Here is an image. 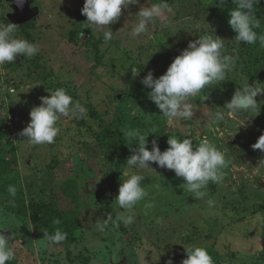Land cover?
<instances>
[{
	"label": "rangeland",
	"instance_id": "obj_1",
	"mask_svg": "<svg viewBox=\"0 0 264 264\" xmlns=\"http://www.w3.org/2000/svg\"><path fill=\"white\" fill-rule=\"evenodd\" d=\"M83 3L34 0L39 15L17 35L37 43L40 52L0 65V227L8 228L0 232L12 237L15 250L6 264H82L71 263L67 250L87 257V264H167L169 259L180 264L187 255L184 246L193 245L205 247L214 264H264V164L259 165L264 152L252 148L264 133V94L256 97V110L226 116L224 122L210 123L206 115L209 108L223 107L244 83L264 87V76L253 75L264 68V48L259 40L237 44L227 23L229 10L236 7L233 0H168L166 24L157 19L136 37L131 35L135 13L159 0L122 9L116 22L99 31L81 14ZM10 11L9 3L0 0V22H9ZM254 15L259 21L255 31L264 34V0L254 4ZM110 28L113 38L105 44L103 32ZM205 34L223 38V53L235 49L237 63L224 82L207 85L191 98L197 110L192 119L170 126L140 81L149 70L154 78L164 74L189 41ZM131 67L140 72L136 78ZM58 87L87 112L81 119L61 117L54 143L29 145L19 135L29 112L41 96L50 95L46 90ZM153 127L157 132L147 137L149 150L153 139L165 150L168 136L216 144L227 162L223 182H209L204 199L197 200L183 190V178L152 163L156 172L141 173L148 195L127 213L135 215V223L110 224L98 232L96 220L108 215L115 220L124 211L113 201L130 147L138 145L122 132L136 129L147 135ZM109 175L118 179L112 194ZM8 185L17 189L14 198ZM209 199L215 202L211 207ZM43 207L76 225L73 242L51 245L44 234H36L30 217Z\"/></svg>",
	"mask_w": 264,
	"mask_h": 264
},
{
	"label": "clouds",
	"instance_id": "obj_2",
	"mask_svg": "<svg viewBox=\"0 0 264 264\" xmlns=\"http://www.w3.org/2000/svg\"><path fill=\"white\" fill-rule=\"evenodd\" d=\"M18 7H23L25 0H15ZM62 2V0H61ZM258 0H233L236 7L229 10L227 21L234 31V40L237 44H255L259 40L260 47L264 48V34L258 35L255 31L259 27V21L254 15V4ZM148 3V0H147ZM223 4L224 0H220ZM140 4V0H84L81 14L86 16L89 27H95L98 31L104 26H110L122 15V9H128L130 5ZM141 5L139 11L135 13L136 23L131 35L139 36L146 31L157 19L166 24L167 17L165 11H171L166 0H159V3ZM131 15V14H130ZM18 27L11 22H0V65L13 63L16 57L32 58L40 52L37 43L29 42L23 36L17 35ZM111 28L103 32L105 44L113 38ZM84 33H81V37ZM225 40L215 34L200 35L198 39L189 41L187 47L180 51L166 72L158 78H154L153 71L149 70L141 79L140 83L147 89L149 101L155 104L160 114L166 118L170 126H179L180 121L190 120L197 110L189 103L192 97L199 94L207 85L220 84L224 82L227 73L231 72L238 60L235 49L228 54L223 53ZM133 78L140 72L131 67ZM258 83H244L238 87L232 98L226 101L223 107L215 110L209 108L206 115L210 118V123L224 122L226 116H233L238 112L256 110L258 102L256 97L264 94V87L257 86ZM50 95L41 96L39 106H33L29 112L30 121L19 133L26 137L29 145H45L55 142V138L60 132L57 122L61 117L81 119L85 116L87 109L75 101L67 90L58 87L55 90H46ZM208 97H205L207 100ZM245 123H242L244 126ZM157 129L153 127L147 133L142 134L136 129L123 131L125 140H130L132 144L138 145L130 147L131 155L126 159V170L122 172L118 188V194L114 198V203L118 209L124 210L115 216L111 215L106 219L96 220L95 228L98 232L104 233L110 224L119 227L120 223L129 226L135 223L136 217L127 214L138 202L144 200L148 193L142 186L145 176L142 170L152 169V163L159 168L171 170L178 178H183L181 185L183 190L191 193L192 198L204 199L206 189L211 184L222 183L225 174L223 169L227 166L225 152L218 149L216 144L208 139H203L199 144H194L193 139H178L175 136H168V147L161 151L155 139L151 141V150L148 148L149 133L155 134ZM253 150L264 152V133L252 145ZM264 164L261 160L259 165ZM156 172V171H155ZM7 192L11 197H15L17 189L13 185H8ZM13 205L15 201H10ZM214 201L207 200L209 207L214 205ZM54 224L59 225L60 219H55ZM0 229H8L0 227ZM44 232V238L51 245H58L66 240L67 233L60 228H56L53 233ZM13 236V234H12ZM12 237L0 232V264L15 258V250L9 243ZM186 258L180 264H214L207 249L202 246L185 247ZM145 259V258H144ZM167 264H173L169 259Z\"/></svg>",
	"mask_w": 264,
	"mask_h": 264
},
{
	"label": "trees",
	"instance_id": "obj_3",
	"mask_svg": "<svg viewBox=\"0 0 264 264\" xmlns=\"http://www.w3.org/2000/svg\"><path fill=\"white\" fill-rule=\"evenodd\" d=\"M5 18L8 20V18L5 16ZM9 21V20H8ZM29 22L18 25V28H24ZM16 63V62H15ZM253 75L255 77L264 76V68L263 69H254ZM108 179L110 181L108 185V193L112 194V192L116 189V175H109ZM118 180V179H117ZM31 223L35 227V232L37 235L44 234L43 231H47L49 233H53L56 228H60L63 232L67 233V238L65 241H63L60 244H66L71 243L74 240V230L76 229V225L73 224L69 220H63L61 216L58 214L57 211H50L47 208L43 207L41 210L34 211L31 214ZM55 219H60L61 223L59 225H56L53 223ZM66 257L69 259L71 263H74L76 261L81 262L82 264H87L88 258L84 256H72L67 250Z\"/></svg>",
	"mask_w": 264,
	"mask_h": 264
},
{
	"label": "water",
	"instance_id": "obj_4",
	"mask_svg": "<svg viewBox=\"0 0 264 264\" xmlns=\"http://www.w3.org/2000/svg\"><path fill=\"white\" fill-rule=\"evenodd\" d=\"M11 7V11L6 14L9 22L18 25L27 23L33 20L36 16L39 15L40 9L38 5L34 4V0H25L23 7H18L15 0H6ZM168 0H166L167 2ZM16 63L18 59L16 58ZM120 97V94L117 95V98Z\"/></svg>",
	"mask_w": 264,
	"mask_h": 264
}]
</instances>
